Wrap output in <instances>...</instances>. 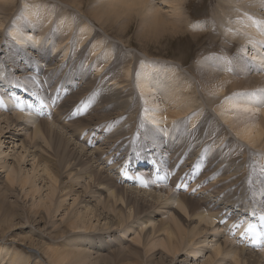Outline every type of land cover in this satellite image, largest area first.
I'll return each mask as SVG.
<instances>
[{
	"label": "rangeland",
	"instance_id": "obj_1",
	"mask_svg": "<svg viewBox=\"0 0 264 264\" xmlns=\"http://www.w3.org/2000/svg\"><path fill=\"white\" fill-rule=\"evenodd\" d=\"M12 1L11 0H8V1L0 0L1 2L0 4L9 3V4L14 5L16 8L15 9L13 7L12 11L10 10L6 12V14L10 13L9 15L8 14L6 15L5 13H0V21H2L0 22V25H2L0 26V34L2 33L0 35V40H2V42H0V56H1L0 58H3V59H0V61H4V62H0V83H2L1 87L3 88V87L10 85L11 83L16 82L18 83L17 85H22V87L27 86L31 89H36V86H38L39 84L37 88L40 91H43L44 86H47V91H46L47 95H44V96L49 102L52 101L50 100V97L52 95L53 97L60 98V94H58L57 90L61 92L62 99H61L60 104L56 106L55 110L54 108H49L50 109L49 112L51 116L50 117L47 116V117L51 118V120H47L46 118H43L45 119L44 123H43V119H41L42 123L40 121L42 132H44L43 135H46L44 137L46 138V140L50 138L47 141L49 146H44L46 144V140L42 136L37 141V146L39 148L35 149V147H37L36 145L33 148V142H31L32 140L31 134L33 132V129L32 130L29 129L26 131V130H21L20 128H15L13 130V133H15L16 136L18 135L17 136L18 138H16V140L12 142L5 140L3 136H0V187L8 184L10 190H8V188L4 189L6 190L4 192L7 193V194H4L5 198L10 197V199L8 200L12 202L11 204L16 207L10 217H13L14 215H16V218L14 217L13 220L16 225L19 224L17 227L18 228L17 230L11 231L9 233L7 232L8 235L10 236L8 239L9 242L7 245L11 246V249H6L3 252L0 250V264H7L11 256L17 257L15 253L21 254V257L19 258V260L24 263L27 262V259L29 257L36 255L37 257H40V258H38V260H34V259L30 260L31 261L30 264L38 263L37 261H39V259H40V262H42V264H51L50 260L48 259V256L44 255V249L47 246L44 242H47L48 245L53 246L52 248L56 250L57 248L66 249L67 247H69L68 242L72 240V238L79 237V236H82L83 240L85 239L87 240L83 248L84 249L87 248L88 249L87 251L92 252V253H89L90 255H93L90 257V260L95 258L93 259L94 262L93 260L91 261L92 263L89 261L90 264H93V263L94 264H97V263L107 264L108 262H109L108 264H229V260L227 259L225 260V262H223L224 257L221 258V256H219V257L212 258L214 256L213 254L214 248L217 247V245H219L215 241L220 240V242H225L226 239H230L229 236H226L223 234L224 233L223 230L230 228V227L224 228L225 224H224V227L222 226L219 230L214 231L215 233L208 234L207 229L206 228L203 229V227L201 230H198L201 233V236L198 240L201 241V240H204L205 237H208L209 242L207 244L197 245L193 241H189V242L186 241L184 244L183 250L177 253L176 255L170 253L169 250L165 248L164 245H166L167 247V244H166L167 242H165L167 238V232H165L164 230L168 229L169 227H170L169 230L172 229V227H173V230H176L174 221H175V218H177V216L174 214V212L171 209L163 210L162 208L161 209L158 208L159 204L162 203V200L165 202L168 199V194H166L167 190L165 191L166 193L164 191L161 192V190L160 191L156 190V187H159L160 185L153 186V188H148V190L151 192L150 194L148 193L149 191L147 192L146 190L145 192V191L134 189V187L140 188L142 190L145 189V188H141L137 186V184H130V186L120 185L118 184V181H117L115 184L117 185V187L119 186L118 188L120 190V193L122 194V197H124L123 200L125 204L120 202L118 207H116V209L112 206V204H110V207L108 206V208H106L107 211L109 210L107 212L104 207L106 203L105 193L102 194L101 196L99 193H97L98 191L96 190V188H94V191L93 189L91 190L90 189L91 187H89V184L91 183V179H92V182L94 183L95 176L102 175V177H105L108 174H110V176L112 177L113 174L115 173V172L114 173L112 172V169L115 171L119 170V167L121 166L120 163L123 161V158H126V157L128 158L129 156H132L131 149L133 147H135L139 151V152H136L135 155H139L144 151L145 156H148L145 150H147V148L152 147L151 153L149 151V157L153 160L156 159L159 163L157 161L155 162L160 164L166 172H169L168 175L176 170L177 174L180 173L175 178L177 181L181 177H183L186 180L192 181L191 171L194 170L196 166L201 169L203 168V164L202 163L198 164L197 162L199 157L202 155V151L198 148L197 149L191 148L188 145V142H189L188 135L184 134L183 136L178 137L177 131L181 127L188 129V131L191 130L197 125L195 123L197 122V120H200V122H203V120L207 118V114H209L214 117L215 119L214 121H216L214 123L218 122L217 123L218 125L221 124L220 126L224 128V130L226 131L228 135L227 138L229 140L232 139L230 141H233L236 139L235 140L236 142L242 143L244 145L243 149L245 151V154H244L245 156L242 155L238 157L239 159L237 160L231 159L233 165L231 167H228L227 171H225V169L227 168L226 166V168L223 169L224 171L221 170L219 174H213L215 176L213 175L211 176V174H207V172L202 169L201 174L199 175V177H197L198 179L195 177L197 179L196 181L199 182L198 187L200 186L201 184L200 182L202 180H207L203 186L217 185L219 184L220 181L225 180V181H229L224 184L227 188L236 189L239 187L238 183H244L246 180L245 175L243 174L242 170L244 171L246 169V166L251 168V165H252L253 168L258 166V170H253V173L250 174V177L248 178L247 182L248 183L254 182L253 184L256 187L255 188L256 195H259V194L262 195V193L264 194V181H262V176L264 174V164H263L264 162V148H263L264 138L261 141L259 140L260 142L255 144L254 146L240 139V137L238 136V131L236 130V128H238V124L240 123L245 124L246 122V124H254V123H259L260 121H264L263 116L261 115L262 112L256 111V112H252V114H249L251 112H247V111L243 112L244 109L242 110L241 107L240 108L237 107L239 106L238 104H240V100L246 101V103H251V102H248L247 99L243 98L242 96L244 95L254 96L257 94L263 98L262 101L254 100L252 101L251 104L252 105L260 104L259 108H261V111L264 110L262 109L264 108V82H260L262 83V85H256V84L254 85V83L251 81H250V84H248V82L247 83L241 82V81L249 80L251 78H254L256 80L264 78V38H263L264 37V18H263L264 14H262V20H260L262 22H259L260 28L263 27L262 28V31H263L262 38L263 39L262 41L260 40L252 41L251 40L252 42L249 43L250 46L248 47V46H245L246 42H243L244 40H241L239 38L238 40L231 39L235 35L241 38L244 36L243 34L245 33L242 30L238 29L235 23L237 21L236 20L237 17H239L240 15H237V14L234 15V14L227 13V8H233L232 11L241 12L242 11V9H240L241 5L243 4L245 6V3H246V2L242 3V1L241 2L239 1L240 3H238V5L240 4L239 5L240 8H239L235 5H232L231 7L230 6L231 0H222V2L221 0H186V1L180 0L182 9L180 10L177 7V9L175 10L174 5L175 6L177 5L176 1H174L175 3L174 5H168L166 2H161V0H156V2L160 6H162L160 8L165 9L164 15L162 14V17H161V19L163 18L162 19L163 22L171 24V22H173L171 19L173 18L172 16H174V12H178L181 14L184 13L183 18H186V21H188L185 24L179 23L182 25V27H179V28L184 30L181 34H173L171 36H169L170 32H168L167 30H163L164 34L161 33L160 31L159 32L156 31L154 34L147 35L146 32L145 33L142 32L143 29L140 30V18L137 17V13H136L137 9L135 8V11H134V8L131 10L129 8L128 9L129 11H128L127 7L123 8L121 6H120L121 9H119L120 7L117 8L121 11L116 9L115 10L116 14L113 13L114 11H112V13L114 14V16L120 17L119 18L120 20H122V18L125 19L123 21L119 20L120 22L124 23V24L121 23V28L123 27L124 30L121 28L118 29L117 28L118 24L115 23L113 25L111 21H108L109 24L107 22V25L110 28L106 27L107 25L106 26L104 25L105 29H103L101 27L100 22H97L96 20H94V18L89 16V14L91 12L93 13V16H95L96 12H93V11L95 9H99L97 8V6H99V4L101 3L103 4V1L105 0H92L93 3L86 2L85 7H84V12L79 11L78 9L75 10L76 8L73 7L74 5H71V2H72L71 0H25V1L24 0H12ZM76 1L78 3H82V2L85 3V0H76ZM118 1L119 0H114V3ZM95 4H96V8L94 9ZM243 5H242V8H244L243 13H245V7H243ZM36 7H41V8L45 7L44 9L45 11H47L48 14L53 13L52 17L48 19V16L45 17V15H43V17L41 18V15H38L40 14V11H38L36 12L34 16L38 15L37 19L40 20V23L39 21L38 22L36 21L35 23V19H28L26 17V15L28 14L27 13L28 9L36 8ZM259 10L262 11V13H264V5H262V7L260 6L258 9L255 8L254 11H259ZM121 13L125 14V18L123 16L124 14H122L123 17L120 16ZM117 14H119V16ZM253 16H255L256 18V15H253ZM68 19L69 21H72L71 22L72 24L70 27L68 25ZM3 20H5V22ZM196 22H201L202 25L199 28L193 29L192 27L194 25H192V23H196ZM110 23H111V26H110ZM174 23L175 22H173V24ZM49 24H50V27H49ZM85 25H87L88 28ZM213 25L216 27L215 30H218V31H215L214 34H212L213 31L212 29H210V26H213ZM20 26H23L24 28L20 29L19 28ZM82 27H86L84 28L85 32L86 33L88 32L86 36L79 34V30ZM124 27L125 28L128 27L126 28L127 30ZM89 28L91 30H89ZM12 30H14L16 33L11 32ZM45 31L48 34H45L44 33ZM228 31L229 33L234 31L232 32L233 37L230 38L232 34H230V36L226 34ZM166 32L168 33L167 35H166ZM142 33H144L143 34L144 36L142 35ZM144 37H146L147 39H145ZM17 38L22 41L18 42ZM150 38L151 40L149 41L148 39ZM148 42H149V45H148ZM33 46H36V47H33ZM24 56H26V58L27 57L29 58L25 60L23 58ZM223 56H226L225 65L229 66V69L226 72H224L221 69L222 67L221 63L223 60ZM28 59L30 61H28ZM209 61L212 63H218L220 66L219 69L220 71L223 72V75L229 76V77L231 76V79H233V82L239 85L238 88H233L231 90L232 92L230 95L232 96L229 95L230 98L234 100V103L235 104L237 103V106L235 105L233 107L231 106L232 105L231 104L228 107L224 104L225 101L229 103V100H230V98L226 97V93H228L229 91H226L225 88H224L225 94L221 93V94L215 95L207 91L206 87L209 86L208 88H210L211 86L212 87L218 86L219 83H222L221 79H224V78H218V79L212 78V80H208V78L210 77L209 74L214 73V71H217L216 69L218 68H211L212 70L208 72V74L202 73L194 69L195 65L201 64V65L207 66V64L210 63ZM238 61H239V65L242 64L245 71L240 72V69L237 65ZM209 65H211V63ZM153 67H155L154 70H156L157 72L161 68H163L165 70V72L164 70L163 72L167 76H170V77L172 76V78H169L168 80H166L170 83L164 81V79H161V82L164 81L165 83H168L167 85H165L167 88V91L164 89L162 91L163 93L168 92V94L166 95L162 94L161 91H157L155 89L156 93H154L152 97L154 101H158L157 105L155 104L156 107H154L155 105H153L152 107L148 105L146 101V97L144 96V94L140 95L138 93L137 86L135 85L136 77H137L136 73L141 72L140 70H142V68L143 70H147ZM170 67L171 69H173V71L166 70V69H169ZM99 68L102 69L101 72H99ZM174 69L176 71H174ZM127 72L129 73L127 74ZM117 75H118V80L120 82L117 80H113L114 77ZM34 76H36L40 80L41 83H37V85L34 82L32 83V79L34 78ZM173 76L175 78H173ZM247 77L248 79H246ZM155 80L158 81L159 79L158 80L155 79ZM149 81H151V79H149ZM120 84L122 85L124 84L123 86L124 88L121 87L122 85ZM125 84L126 85L128 84V85L125 86ZM203 86H206V87L203 88ZM130 88L132 92H134L132 95L129 94ZM14 89L15 88H13L12 91H15ZM151 89H154V88H151ZM170 89L171 91H169ZM175 89L178 91V93L175 92L176 91ZM159 92L162 95H160ZM32 93H35V92H32ZM118 93L120 94L118 95ZM35 94L38 95V93H35ZM178 94L179 96H177ZM6 95L7 94H4L2 96V93H0L1 98L6 97ZM121 95L123 98L121 97ZM38 96L43 99L41 95H38ZM115 96L117 99H115ZM162 96L164 97L167 96V98L166 99L162 98ZM177 97H178V100H177L178 104L176 103V105H182V107L184 108L182 109V107H180L182 109L180 111L183 113L185 112V114L184 116H180L179 119H175V120L172 119L174 121H171L169 119L167 120L166 115L168 111L169 110L171 111L170 108H174L176 106L174 102L172 101L168 102L169 100L167 101V99H170V98L177 99ZM46 99H43V100L46 102ZM131 99H132V102H131ZM137 100H138V103H137ZM98 101L99 103H101V106H102V110L100 113H98L95 110V107ZM128 103H130L129 106L127 105ZM167 104L169 105L168 107H167ZM52 106H55L53 102H52ZM157 107H158V110H160L159 112H157ZM235 107L239 108L240 110L238 109L236 110ZM83 108H84V111H83ZM145 108L146 110H144ZM223 108H226L227 113H229V114L226 113L228 116L226 115L225 118L227 119L230 118L231 122L229 119H228L229 122L227 119L223 120L222 112L220 111ZM234 108L236 112H234L235 111ZM6 110L7 108L4 111H1L3 115L5 112H7ZM152 110H156V111H152ZM82 111H83V114H82ZM136 111H137V114H136ZM78 112H79V115H76ZM144 112H145L144 116L146 115L147 117L146 120H145V117L143 118L142 116ZM245 112H247V114H245ZM229 115L233 116V118L230 117ZM237 115L241 116L244 119L241 120V117ZM244 115L246 116L248 115V117L245 118ZM234 116L235 118L236 117L237 118L235 119ZM5 117L6 116H2L0 118V120L3 118V120L0 121L1 123L0 130L7 127L6 121L4 119ZM99 117L102 118L101 121L95 120L94 124H91V125L88 124L90 123L91 119H97ZM254 119H257V121L256 120L254 121ZM143 120H145L146 122L148 120L147 124L149 125L150 128H147V124L146 126L143 124L144 123ZM233 122L234 123L236 122V123L233 125ZM169 123H171V125H169ZM45 124L50 125V127L53 129L52 131H54L55 129L56 134H59L61 137L62 135L64 136L65 132H67L64 138L66 139V141H69V142L71 141L69 143L70 144L69 150L70 148L71 150L70 152L68 150L67 154L71 158V160H73L74 162L72 163V165L76 164L74 165V167L73 166L71 167L70 165V167H68L67 169L64 163L61 165L62 163L61 155L65 157L67 156V154L64 153L62 149H61L62 151H59L58 149H56V146H53L54 142H56L54 141V136H53L54 133L52 131L46 130L47 127L45 126L43 127V125ZM162 124L166 125V127L168 126L170 127L169 133L163 134L162 135L163 138L157 137L156 139H153L152 137L153 133L159 130L163 131L160 128V125ZM79 125L81 126L79 127ZM20 126H23V124H21ZM153 129L155 130L152 131ZM10 130L11 129H8V131ZM91 130H96L95 133H98L100 136L105 135L104 136L105 138L102 137L100 140H98L99 142H96L95 140L96 134L94 133L89 138L90 140L93 139L92 143L91 141L89 142L88 140L87 144H85L81 140L79 141V139H77L78 134L80 132L83 133L81 134L80 139L81 137L82 139H84V136L86 135L85 133L86 132L90 133ZM91 132H94V131H91ZM159 133L160 135L162 134V132H159ZM151 138L157 141H152ZM175 138L177 140L173 141ZM51 140L53 141L50 142ZM226 140L221 141L218 144H215V146H212L210 150L211 151L219 150L221 151V154L225 153L223 156H225V159H228V157L230 156V153L232 151L235 152L237 147L233 145L228 146ZM150 142H151V145H146L145 147V143L150 144ZM76 144L78 146H76ZM25 146L26 148L28 147V149H30L32 152L36 151L35 153H37L38 157L34 159L29 157L31 151L30 150L27 151L26 149H24ZM81 146L84 148V151L82 153H86L88 151L87 153L89 157H91L93 153H96L98 151H101L100 152V156H101V153L102 154L104 152L108 153L111 149L112 151L111 156L113 157L117 156V160L116 159L115 160L119 162L113 165L114 161L112 162L113 159H110V162H107L106 165H101L100 163L92 164L89 161L87 162L83 161L84 166H83V163L81 166H78L77 163H75L73 157L76 156L75 153L77 151L81 152V150H83ZM237 146L239 147L240 144H237ZM155 151H159L161 153V156H156ZM60 152L61 154H59ZM210 152L207 154V156L209 157L211 156ZM70 153H72L74 156L69 155ZM109 155L110 154L104 157V159L106 160ZM247 155H249L251 158ZM19 156L20 157L22 156L24 158L23 162H21V167H22L21 172H22L23 177L30 176L31 177L30 181H32L33 177L35 176L36 178H34V182L37 186L35 184L34 185L29 184L30 181L28 182V186L22 185L24 187H22L21 184L18 182H14V184H12L7 181L8 180L7 178L10 175L11 169H8L5 167L3 168L2 165H4V163L6 162L9 165L13 166V164L16 163V160L18 164L20 160ZM246 156L247 158L245 159ZM93 159L94 158H91V160ZM253 160L257 163L253 162ZM168 161L171 162V166L170 167L168 166L169 168L166 169L165 165ZM37 163L44 164L45 166H48L50 169L53 168L55 175L57 172L60 173V176L59 174H57V177L59 176L58 177L59 181L57 180L58 184L53 183L55 186L57 185L56 186L57 189L58 187L59 188L65 187L66 189H69L70 185L74 188V185H75V188H76V189L74 188L76 190L75 196H72L66 199L62 198L63 200H61V197L64 196L66 192L59 193L60 192L59 191L58 193L54 195L53 201L49 200L48 197L51 194L50 191H51L52 183L50 179L46 177L47 175L43 173L42 168L39 169L40 176H38V174H35L34 171L31 170L33 167V164L34 165L36 164L35 166H37ZM255 164L257 165L255 166ZM64 166L66 169H64ZM111 166H112V169H111ZM161 166H160V169H161ZM60 167L62 168V170L64 169L63 171L65 172H62ZM176 168H180V169H176ZM82 169L86 170L84 171V173H82L84 174V178L79 179V181L74 180L76 173L78 174V172L81 171ZM101 169L104 175L102 174ZM239 169H241L240 170L241 174L240 172H238ZM66 170L71 171V172H68ZM88 172L92 174L91 179L88 178ZM150 172L151 170L142 171L141 173L143 175L148 176ZM162 172L166 173L164 171H161V174H163ZM97 173L100 175H98ZM154 180L155 179H153V182ZM176 180H172L174 186L176 184L175 182ZM170 183L167 185L165 184L164 187L171 189ZM205 188H208V186ZM34 189L38 190V191H35L37 193L34 192ZM121 189H123L124 191L123 190L121 191ZM220 189L223 190V188H220ZM113 190L116 191L117 189L114 188ZM130 190L136 193L137 191L141 192L140 194H138L139 193L138 192L137 193L138 195L136 194L133 196V197H138L140 195V197H138L140 199L132 197L133 200L127 201V199L129 198L128 195L133 194ZM214 190H216V188H214ZM126 191L128 192L126 193ZM171 191L174 194L178 195L179 197L186 196L187 198L189 197L192 198L196 204L198 203L197 202L198 199H200V196H197L195 194L196 191L197 193L199 191V190H196V188L191 191L189 190V192H187L186 190L185 193L184 192L176 193L174 190H171ZM226 191H227V194L231 193V191H229L228 189ZM85 192L86 194L88 193V195H86V198H85ZM152 192H155L156 194ZM158 192L159 193L161 192V193L159 194ZM93 193L95 194L97 193L99 194V196L97 195L94 196ZM208 194L210 193L208 192L206 195ZM106 195H108V193H106ZM147 195H148V199H147ZM151 195L155 201L153 200V198L151 199ZM157 196H159L158 199H157ZM141 197L145 200H142ZM81 199L90 201V203L88 202L87 204L81 205L80 204ZM135 199L137 202L136 201L134 202ZM63 201H65V203ZM156 201L157 202L159 201L160 203L159 202L157 203ZM52 202L54 203V206ZM60 203L62 204L60 205ZM139 203H146L149 206V209L148 207L145 206L146 210L148 209V212L156 210L155 214L151 215L155 217V219L153 218L152 222L146 223L147 217L144 220H141L144 218V216H141L140 220H138L136 223H133V221H131L135 218L137 211H139V208H140V206L138 205ZM101 204L103 206H101ZM84 205H88V206H84ZM111 206L113 208L112 211H110L112 209ZM119 206H121L122 209L121 207L119 209ZM2 207L4 208L5 206L3 205ZM89 207L90 209L92 208L93 211L92 210L91 211L95 215L97 212L99 213V215H101V218L103 219L100 220L99 218L94 217L95 215L93 213L92 215L91 212H89L90 219L89 218L85 219L82 228L74 230L70 228L68 225L65 226L67 222L66 218L67 217L69 218V214L71 217V215L76 211L78 213L79 212L85 213L86 211L89 210ZM6 209L7 208L5 207L4 209L0 210V218H4L8 220L10 217H6ZM123 210H125V212ZM118 211L120 214L118 213ZM121 211L124 213H122ZM36 212H40V213H38V215H35ZM121 213L122 215L126 213L125 214L126 216L123 215L124 217H121L122 216ZM128 214L132 215L130 219H128V216H129ZM74 217H75V214H74ZM125 217L128 220H126ZM172 217L174 218V220L172 219ZM116 218L118 219L116 220ZM31 219L33 220L34 223L31 222ZM40 220L43 223L40 222L39 224ZM118 220L119 221L121 220L120 222L122 223L123 221H126L130 225L127 226L126 222H124L123 224L122 223L119 224L117 223ZM19 221H21L22 223ZM29 223H32V224H29ZM184 223H185V226L188 228L191 227V229H193L194 227H196V224L194 222H192L193 224L192 226L190 225V227H189L188 222L184 221ZM184 223L183 221H181L182 227ZM23 224L25 225L24 227L22 226ZM132 224H133V227L130 230H127L128 229L127 227L132 226ZM61 225H64L65 228L61 227ZM109 225L111 226V228H109L110 227ZM216 225L217 223L214 224V226ZM56 227L64 228L63 229L64 231L67 228L66 230L67 232L66 231L65 232L68 233L70 231L71 233L69 232L63 238H61L59 235V237H55L56 240L52 237L50 238L49 234L52 232L53 229L56 230L57 229ZM110 229H111V232H110ZM185 231L188 233V231H191V230L187 229ZM13 234L14 236H12ZM31 234H33L34 238L38 239V241H35V243H33L34 245L32 246H30L29 243H26V242L22 243L21 240L24 239L26 235L28 237H31L32 236ZM38 236H40L41 238H37ZM2 239H4V237L0 233V244H1ZM97 254L99 255L96 256Z\"/></svg>",
	"mask_w": 264,
	"mask_h": 264
},
{
	"label": "bare ground",
	"instance_id": "obj_2",
	"mask_svg": "<svg viewBox=\"0 0 264 264\" xmlns=\"http://www.w3.org/2000/svg\"><path fill=\"white\" fill-rule=\"evenodd\" d=\"M4 1V0H3ZM6 1H8V0H6ZM12 1V0H11ZM25 1V0H24ZM72 2H71V5H74L73 7H75L76 9L75 10H79V11H83L84 12V7H85V4H86V2H92V0H85V3H78L76 0H71ZM174 1H176L177 2V5L175 6L174 4ZM182 1H184V0H182ZM186 1V0H185ZM242 1V3L243 2H246L245 3V6L243 5V7H245V13H243V10H244V8H242V5H241V8H240V4L238 5V3H240V2ZM13 2V1H12ZM161 2H166L168 5H174V7H175V10L177 9V7L181 10L182 9V7H181V4H180V0H161ZM221 2H222V0H221ZM1 3V2H0ZM4 3V2H3ZM6 3V2H5ZM93 3V2H92ZM15 4V3H14ZM23 4H24V2H23ZM22 4V5H23ZM70 4V3H69ZM99 4V3H98ZM37 5V4H36ZM92 5V4H91ZM221 5V4H220ZM229 5V4H228ZM232 5H235V6H237V7H239L240 9H242V11L241 12H235V11H232V9L233 8H227V13H229V14H237V15H240L239 17H237V21L235 22L236 23V26L238 27V29H240V30H242L245 34H243L244 36L243 37H239V36H237V35H235L234 37H233V34H232V32H234V31H232L231 33H229V31L226 33L228 36H230V34H232V36H230V38L231 37H233V38H231L232 40H234V39H237L238 40V38L239 39H241V40H244L243 42H246L245 43V46H250L249 45V43L250 42H252V41H256V40H260V41H262V39L264 38L263 36H262V28H260V26H259V22H262V21H260V20H262V14H264V13H262V11H254L255 10V8H259L260 6L262 7V5H264V0L262 1V0H231V3H230V6L232 7ZM68 6V5H67ZM127 7V10L130 8V10L131 9H133L134 8V11H135V8L137 9L136 10V13H137V17H139L140 18V30H142L143 29V31L142 32H146L147 33V35H151V34H154L156 31L157 32H161V33H163L164 34V32H163V30H167L168 32H170V34H169V36H171V35H173V34H181L184 30H182V29H180L179 27H182V23H187L188 21H186V18H183L184 17V13L183 14H181V13H178V12H174V16H172L173 18L171 19L173 22H175L174 24H173V22H171V24L170 23H166V22H163L162 21V19H161V17H162V14L164 15V8H160V7H162V6H160L157 2H156V0H119L118 2H116V3H114V0H105V1H103V4L101 3V4H99V6H97V8H99V9H95L96 8V4L94 5V11L93 12H96V14H95V16H93V13H91L90 11V14H89V16H91V17H93L94 18V20H96L97 22H100V24H101V27L103 28V29H105V26L107 25V22L108 21H111V23H113V25L115 24V23H117L118 24V29H120L121 28V23L122 22H120V21H123V20H125V19H123L122 18V20H120L119 18L120 17H117V16H114V14L113 13H115L116 14V12H115V10L117 9V8H119V7ZM182 6H183V4H182ZM13 7L15 8V6L14 5H12V4H9V3H6V4H0V13H5L6 14V12H8V11H12V9H13ZM70 7V6H69ZM92 7V6H91ZM121 7L119 8V9H121ZM45 7H43V8H41V7H36V8H31V9H28V11H27V15H26V17L28 18V19H35V23H36V21L38 22L39 21V23H40V20L39 19H37V16L38 15H41V18L43 17V15H45V17H47L48 16V19L49 18H51L52 17V15H53V13L52 14H48L47 13V11H45V9H44ZM89 8V7H88ZM16 9V8H15ZM14 9V10H15ZM71 9H72V7H71ZM91 9V8H90ZM119 9H117V10H119ZM179 10V11H180ZM237 10V9H236ZM38 11H40V14H38L37 16H34L35 14H36V12H38ZM112 11H114L113 13H112ZM119 11H121V10H119ZM124 11V10H123ZM129 11V10H128ZM14 12V11H13ZM86 12V11H85ZM125 12V11H124ZM132 12H133V10H132ZM163 12V13H162ZM182 12V11H181ZM126 13V12H125ZM130 13V12H129ZM253 15H256V18H255V16H253ZM8 14V13H7ZM6 14V15H7ZM10 14V13H9ZM8 14V15H9ZM122 14H124V13H121L120 14V16L121 17H123L124 16V18H125V14L122 16ZM4 15V14H3ZM12 15V14H11ZM100 15V16H99ZM118 16H119V14H117ZM236 15V16H237ZM258 15V16H257ZM228 17V16H227ZM264 18V17H263ZM228 19V18H227ZM22 20V19H21ZM120 20V21H119ZM129 20V19H128ZM230 20V19H229ZM4 22H5V20H3ZM119 21V22H118ZM0 22H2V21H0ZM3 22V23H4ZM32 22V21H31ZM34 22V21H33ZM72 21H69V19H68V25H69V27L71 26V23ZM126 22V21H125ZM258 22V23H257ZM7 23V22H6ZM38 23V24H39ZM111 23H110V26H111ZM179 23H181V24H179ZM83 24V23H82ZM86 24V23H85ZM108 24H109V22H108ZM122 24H124V23H122ZM127 24V23H126ZM105 25V26H104ZM192 25H194L192 28L193 29H195V28H199L202 24H201V22H196V23H192ZM191 25V26H192ZM216 25V24H215ZM0 26H2V25H0ZM84 26V25H83ZM86 27H87V25H85ZM88 26H90V25H88ZM120 26V27H119ZM124 26V25H123ZM234 26H235V24H234ZM49 27H50V24H49ZM86 27H82L80 30H79V34L80 35H83V36H86V34H88V32L86 33L85 32V30H84V28H86ZM106 27H109L108 25L106 26ZM7 28V27H6ZM20 29H22V28H24L23 26H20L19 27ZM80 28V27H79ZM88 28V27H87ZM92 28V27H91ZM110 28V27H109ZM115 28V27H114ZM125 28V27H124ZM126 28H128V27H126ZM125 28V29H126ZM107 29V28H106ZM121 29H123V27L121 28ZM210 29H212V31H213V33L212 34H214V32L215 31H218V30H215L216 29V27L213 25V26H210ZM49 30V29H48ZM89 30H91L90 28H89ZM117 30V29H116ZM124 30V29H123ZM127 30V29H126ZM19 31V30H18ZM11 32H13V33H16L14 30H12ZM104 32V31H103ZM140 32V31H139ZM45 34H48L46 31L44 32ZM53 33V32H52ZM105 33V32H104ZM125 33V32H124ZM144 33H142V35L144 34ZM184 33H186V32H184ZM236 33H237V31H236ZM2 34V33H1ZM0 34V35H1ZM99 34V33H98ZM141 34V33H140ZM139 34V35H140ZM168 33L166 32V35H167ZM91 35V34H90ZM96 35H97V33H96ZM165 35V36H166ZM217 35V34H216ZM144 36V35H143ZM153 36V35H152ZM157 36V35H156ZM159 36V35H158ZM215 36V35H214ZM241 36V35H240ZM140 37H142V36H140ZM263 37V38H262ZM97 38V37H96ZM119 38V37H118ZM145 39H147L146 37H144ZM170 38V37H169ZM38 39V38H37ZM98 39V38H97ZM141 39V38H140ZM153 39V38H152ZM17 40H18V42H21L22 40H20V39H18L17 38ZM50 40V39H49ZM149 41L151 40V38L150 39H148ZM252 40V41H251ZM144 41V40H143ZM157 41V40H156ZM236 41V40H235ZM0 42H2V40H0ZM159 42V41H158ZM153 43H155V42H153ZM116 44V43H115ZM217 44V43H216ZM30 45V44H29ZM100 45V44H99ZM148 45H149V42H148ZM156 45V44H155ZM101 46V45H100ZM112 46V45H111ZM244 46V47H245ZM33 47H36V46H33ZM45 48V47H44ZM97 48H99V47H97ZM243 50H244V48H243ZM243 50H241V51H243ZM17 52V51H16ZM1 57V56H0ZM240 57V56H239ZM25 60L27 59V58H29V57H27L26 58V56H24L23 57ZM0 59H3V58H0ZM225 59H226V56H223V60H222V63H221V66L223 67H221V69L224 71V72H226V71H228V69H229V66H226L225 65V63H226V61H225ZM149 60V59H148ZM151 60V59H150ZM28 61H30L29 59H28ZM0 62H4V61H0ZM129 62V61H128ZM150 62V61H149ZM210 62V61H209ZM211 63V65H209ZM210 63H208L207 64V66H205V65H195L194 66V69L195 70H198V71H200V72H202V73H205V74H208V72H210L212 69L211 68H220V66H219V64L218 63H212V62H210ZM213 64V65H212ZM121 65V64H120ZM237 65H238V67H239V69H240V72H242V71H245V69L243 68V66H242V64H240L239 65V61H238V63H237ZM167 66V65H166ZM96 67V66H95ZM156 67V66H155ZM155 67H153V68H150V69H147V70H143V68H142V70H140L141 72H138V73H136V75H137V77H136V82H135V85L137 86V90H138V93L140 94V95H142V94H144V96L146 97V101H147V103H148V105L149 106H153V105H157V102L158 101H154L153 100V97H152V95L154 94V93H156L155 91L157 90V91H161V93L162 94H168V92H162L163 91V89L164 90H166L167 91V88H166V86L165 85H167L168 83H170V82H168V81H166V80H168L169 78H172V76L170 77V76H167L164 72H165V70L163 69V68H161L158 72L156 71V70H154V68ZM177 67V66H176ZM117 68V67H116ZM120 68V67H119ZM157 68V67H156ZM118 69V68H117ZM218 69H216L217 71H214V73H211V74H209V78H208V80H212V78H224V79H221V81H222V83H219L218 84V86H214V87H210V88H208V87H206V86H203V88L204 87H206V89H207V91H209L211 94H223L224 93V90L226 89V91H229L228 93H226V97L227 98H230V96H232V95H230L231 94V90L233 89V88H238V86L239 85H237V83L235 84L234 82H233V79H231V76L229 77V76H225V75H223V72L222 71H220V69L218 70ZM101 70L102 69H100L99 68V72H101ZM121 70V69H120ZM126 70H128V69H126ZM162 70V71H161ZM163 70H164V72H163ZM166 70H171V71H173V69H171V67L169 68V69H166ZM170 71V72H171ZM174 71H176L175 69H174ZM213 72V71H212ZM119 73H121V72H119ZM129 72H127V74H128ZM169 73V72H168ZM172 74H173V72H172ZM171 74V75H172ZM178 74V73H177ZM129 76V75H128ZM175 76V75H174ZM173 76V78H175ZM225 76V77H224ZM121 77V76H120ZM119 77V78H120ZM177 77V76H176ZM260 77V76H259ZM122 78V77H121ZM261 78V77H260ZM149 79H151V81H149ZM155 79H159L158 81H156ZM161 79H164V81H166V82H168V83H165L164 81L163 82H161ZM179 79V78H178ZM246 79H248V77L246 78ZM245 79V80H246ZM257 79H259V78H257ZM113 80H117V81H119L118 80V75L117 76H115L114 77V79ZM172 80H174V79H172ZM17 81V80H16ZM121 81H122V79H121ZM178 81V80H177ZM177 81H176V83H177ZM250 81L251 82H253L254 83V85L256 84V85H262V83H260V82H264V78H262V79H259V80H256V79H254V78H251V79H249V80H246V81H241V82H248V84H250ZM259 81V82H258ZM35 83L36 85H37V83H41L40 82V80L36 77V76H34V78L32 79V83ZM120 82V81H119ZM132 82V81H131ZM233 82V83H232ZM256 82V83H255ZM15 83V84H14ZM14 83H11L10 85H8V86H6V87H1V84L2 83H0V93H2V96L4 95V94H7L6 95V97H3L2 98V100L5 102V104L3 105V107H0V114H2V115H0V118L2 117V116H6L4 119H5V121H6V125H7V127H5L4 129H1L0 130V136H3V138L5 139V140H8L9 142H12V141H15L16 140V138H18L16 135H15V133H13V130L15 129V128H20L21 130H29V129H33V132H32V140H31V142H33V148L35 147V145L37 146V141H38V139L40 138V137H44V136H46V135H43L44 134V132H42V129H41V123H42V121H41V119H43V118H46L47 120H51V118H48L47 116H51V115H47V113H44V115L42 116V117H38V116H36V115H34V114H32L29 110H28V108L27 107H24L23 109H19L18 107H17V104H16V102L15 101H13L12 99L14 98V96L15 95H18L19 96V98H20V100H18V101H21L22 100V98H26V99H29V98H33V101H34V99L35 100H38V102L39 103H41V104H47V107L48 108H51L52 107V102H53V104H55V107H54V110L56 109V106L57 105H59L60 104V102H61V99H62V94H61V92H59L58 90H57V92H58V94H60V98H58V97H53V95L50 97V100H52L51 102H49L47 99H46V97L44 96V95H47L46 94V91H47V86H44V92L43 91H40L37 87L39 86V84H38V86H36V89H38V90H36V89H31V88H29V87H27V86H23L22 87V85H17L18 83H16V82H14ZM122 83H124V82H122ZM172 83V82H171ZM14 84V85H13ZM129 84V83H128ZM127 84V85H128ZM13 85V86H12ZM120 85H122V84H120ZM126 84H125V86H127ZM131 85V84H130ZM176 85V84H175ZM181 85V84H180ZM124 86V84L121 86V87H123ZM174 86V85H173ZM120 87V88H121ZM168 87V86H167ZM177 87H179V86H177ZM261 87V86H260ZM13 88H15L14 90L15 91H12V89ZM119 88V89H120ZM124 88V87H123ZM128 88V87H127ZM151 88H154V89H151ZM160 88H162V89H160ZM225 88V89H224ZM258 88V87H257ZM156 89V90H155ZM180 89V88H179ZM5 90V91H4ZM122 90V89H121ZM124 90V89H123ZM176 90V89H175ZM2 91H4V92H2ZM24 91L27 93V94H24ZM118 91V90H117ZM130 92H129V94L130 95H132L134 92H132V90H131V88H130V90H129ZM169 91H171V89L169 90ZM182 91V90H181ZM206 91V90H205ZM30 92H35V93H38V95H41V97H43V99H46V102L45 101H43L41 98H37V97H39L38 95H36V94H34V93H30ZM119 92H121V91H119ZM176 93H178V91L176 90L175 91ZM248 92V91H247ZM252 92V91H251ZM259 92V91H258ZM160 93V92H159ZM160 93V95H162ZM200 93V92H199ZM117 94V93H116ZM120 93H118V95H119ZM122 94V93H121ZM225 94V93H224ZM233 94V93H232ZM127 95V94H126ZM126 95H125V97H126ZM174 95V94H173ZM181 95V94H180ZM210 95V94H209ZM214 95V96H215ZM230 95V96H229ZM176 96V95H175ZM177 96H179V94L177 95ZM208 96V95H207ZM213 96V95H212ZM229 96V97H228ZM121 97H122V95H121ZM150 97V98H149ZM235 97V96H234ZM243 98H246L247 99V101L248 102H251L252 103V101H254V100H260V101H262V97H260V95H254V96H248V95H244V96H242ZM123 98V97H122ZM137 98H138V96H137ZM140 98V97H139ZM162 98H167V96H162ZM181 98H182V96H181ZM205 98V97H204ZM214 98V97H213ZM225 98V97H224ZM252 98V99H251ZM115 99H117L116 98V96H115ZM118 99H119V97H118ZM158 99V98H157ZM180 99V98H179ZM15 100V99H14ZM155 100H156V98H155ZM169 100V101H168ZM177 100H178V97H177V99H174V98H170V99H167V101L168 102H170V101H172V102H174L175 103V105H176V103H177ZM225 100V99H224ZM227 100V99H226ZM167 101H166V103H167ZM223 101V100H222ZM32 102V101H31ZM128 102V101H127ZM127 102H125V103H127ZM131 102H132V99H131ZM130 102V103H131ZM152 102V103H151ZM180 102H181V100H180ZM183 102V101H182ZM123 103V102H122ZM130 103H128L127 105L129 106L130 105ZM137 103H138V100H137ZM251 103H246V101H243V100H240V104H238L239 106H237V103L235 104L234 103V100H232L231 98H230V100H229V103H227L226 101H225V105L226 106H230L231 104V106H237V107H241L242 108V110H243V112L245 111V109H247V112H251V113H249V114H252V112H256V111H259V112H262V116H263V119H264V110H262L261 111V108H259V105L260 104H254V105H252ZM261 103V102H260ZM120 104V103H119ZM146 104V103H145ZM173 104V103H172ZM178 104V103H177ZM182 104V103H181ZM184 104V103H183ZM191 104V103H190ZM234 104V105H233ZM247 104V105H246ZM122 105V104H121ZM125 105V104H124ZM156 105L154 106V107H156ZM174 105V104H173ZM174 105V106H175ZM185 105V104H184ZM192 105V104H191ZM190 105V106H191ZM127 106V107H128ZM169 105L167 104V107H168ZM178 106V107H177ZM193 106V105H192ZM214 106V105H213ZM5 107H7V112H5L4 113V115H3V113L1 112L2 110L4 111L5 110ZM162 107V106H161ZM180 107H182V105H176L174 108H170L171 109V111L169 110L168 111V113H167V115H166V118H167V120L169 119V120H171V121H174L175 119H179V117L180 116H184V114H185V112L183 113V112H181L180 110H182L184 107H182V109L180 108ZM237 107H235L236 108V110L238 109V110H240L239 108H237ZM261 107V106H260ZM139 108H141V107H139ZM235 108H234V110H235ZM161 109V108H160ZM169 109V108H168ZM262 109H264V108H262ZM95 110L98 112V113H100L101 112V110H102V106H101V103H99V101L97 102V104H96V107H95ZM140 110V109H139ZM144 110H146V108L144 109ZM227 109L226 108H223V109H221L220 111L222 112V116H223V120H225V119H227V118H225L226 117V115L227 114H229V113H227V111H226ZM236 110L234 111V112H236ZM11 111V112H10ZM152 111H156V110H152ZM160 110H158V107H157V112H159ZM163 111V110H162ZM184 111V110H183ZM196 111V110H195ZM45 112V111H44ZM207 112V111H206ZM239 112V111H238ZM247 112H245V114H247ZM9 113V114H8ZM149 113H151V112H149ZM227 113V114H226ZM240 113V112H239ZM239 113H237V114H239ZM136 114H137V111H136ZM144 114H145V112L143 113V118L145 117V120H146V115L144 116ZM163 114V113H162ZM186 114H187V112H186ZM71 115V114H70ZM70 115H68V116H70ZM76 115H79V112L76 114ZM135 115V114H134ZM164 115V114H163ZM234 115V114H233ZM242 115V114H241ZM136 116V115H135ZM187 116V115H186ZM228 116V115H227ZM230 117H232L233 118V116H231V115H229ZM237 116H239V115H237ZM245 116V118L246 117H248V115L246 116V115H244ZM255 116V115H254ZM161 117V116H160ZM200 117V116H199ZM239 117H241V116H239ZM133 118H134V116H133ZM206 118V117H205ZM222 118V117H221ZM234 118H235V116H234ZM237 118V117H236ZM235 118V119H236ZM251 118V117H250ZM254 118V117H253ZM101 117H99V118H97V119H91V121H90V123H88V124H94V122H95V120L96 121H101ZM136 119V118H135ZM172 119H174V120H172ZM194 119V118H193ZM229 120H230V122H231V119L230 118H228ZM227 119V120H228ZM234 119V120H235ZM242 119H244V118H242L241 117V120ZM1 120H3V118L1 119ZM0 120V121H1ZM44 120L45 119H43V123H44ZM54 120V119H53ZM87 120V119H86ZM89 120V119H88ZM145 120H143L144 121V125L146 126V124H147V122H148V120H147V122L145 121ZM158 120V119H157ZM215 119H214V117L213 116H211V115H209V114H207V118L205 119V120H203V122H200V120H197V122H195L196 124V126L194 127V128H192L191 130H189L188 131V129H186V128H179V130L177 131V136L178 137H180V136H183L184 134H187L188 135V137H189V142H188V145L191 147V148H194V149H200L201 151H202V155L199 157V159H198V164H200V163H202L203 164V170H205L206 172H207V174H211V176L213 175V174H219V172L221 171V170H223V169H225L226 168V166H227V168L225 169V171H227L228 170V167H231L232 165H233V163H232V161H231V159L232 160H237V159H239L238 157H240V156H242V155H244L245 154V151H244V145L242 144V143H238V142H236L235 140H233V141H230V140H232V139H228L227 137H228V135H227V133H226V131L224 130V128L223 127H221L220 125H218L217 123H214V122H216V121H214ZM229 120H228V122H229ZM250 120V119H249ZM257 121V119H254V121ZM40 121H41V123H40ZM85 121V120H84ZM236 121V120H235ZM248 121V120H247ZM253 121V122H254ZM82 122H83V120H82ZM227 122V123H228ZM237 122H238V120H237ZM244 122V121H243ZM260 122H262V123H260ZM259 123H254V124H246V122H245V124H242V123H240V124H238V128H236V130L238 131V136L240 137V139H242V140H244V142H246V143H250L251 145H254L255 146V144H257V143H259L263 138H264V124H263V122L264 121H260ZM47 123V122H46ZM80 123V122H79ZM141 123V124H142ZM172 123V122H171ZM171 123H169V125H171ZM193 123H194V121H193ZM236 123V122H235ZM234 122H233V125L235 124ZM247 123H249V122H247ZM251 123V122H250ZM1 124V123H0ZM21 124H23V126H20ZM215 124H217V125H215ZM230 124V123H229ZM77 125V124H76ZM82 125V124H81ZM81 125H79V127L81 126ZM85 125V124H84ZM83 125V126H84ZM231 125V124H230ZM14 128H13V127ZM47 127L46 128V130H49V131H52L53 129L50 127V125H47V124H45V125H43V127ZM82 126V127H83ZM237 126V125H236ZM79 127H78V129H79ZM155 127V126H154ZM166 125H160V128L163 130V131H161V130H159V131H156L155 133H153L152 134V137H153V139H156L157 137H162V135L163 134H167V133H169V129H170V127L168 126V127H166ZM1 128V127H0ZM13 128V129H12ZM147 128H150L149 127V125L147 124ZM165 129V131H164V129ZM8 129H11L10 131H8ZM152 129V128H151ZM199 129V130H198ZM59 130V129H58ZM155 129H153L152 131H154ZM64 131V130H63ZM91 131H94V132H91ZM90 131V133H88V132H86L85 134V136H84V139H82V137H81V139H80V136H81V134H83V133H79L78 134V137H77V139H79V141L81 140L82 142H84L85 144H87V142H88V140H89V142L91 141V143L93 142V139H89L94 133H95V131L96 130H91ZM53 133H54V141H56V142H54V144H53V146H56V149H58L59 151H62L63 150V152L64 153H66L67 154V151L69 150V143L71 142H69V141H66V139L64 138V136H65V134L67 133V132H65V134H64V136L62 135V137L59 135V134H56V132H55V129H54V131H52ZM51 132V133H52ZM60 132V131H59ZM63 132V133H64ZM159 132H162V134L160 135V133ZM164 132V133H163ZM50 133V132H49ZM52 133V134H53ZM99 133H100V131H99ZM47 134V133H46ZM96 134V142H99L98 140H100L102 137H104L105 135H103V136H100L98 133H95ZM214 134H215V136H214ZM5 135V136H4ZM51 135V134H50ZM52 136V135H51ZM76 136V135H75ZM170 136V135H169ZM232 137V136H231ZM45 138V137H44ZM105 138V137H104ZM163 138V137H162ZM50 139V138H49ZM48 139V140H49ZM52 139H53V137H52ZM71 139V138H70ZM152 139V138H151ZM152 139V141H157V140H153ZM226 139H228V140H226ZM45 140H46V138H45ZM48 140H46V144L44 145V146H49V144L47 143V141ZM175 140H177L176 138L173 140V141H175ZM224 140H226L227 141V144H228V146H236L237 147V149H236V151H235V149H234V151L235 152H231L230 153V156L228 157V159H225V156H223L225 153H222L221 154V151H219V150H216V151H211L210 149L212 148V146H215V144H218V143H220L221 141H224ZM260 140V141H259ZM53 140H51L50 142H52ZM66 141V142H65ZM170 141H172V140H170ZM49 142V143H50ZM223 143V142H222ZM51 144V145H52ZM73 144V143H72ZM71 144V145H72ZM237 144H240V146L238 147L237 146ZM242 144V145H241ZM245 144V143H244ZM264 144V143H263ZM22 145H24V144H22ZM50 145V146H51ZM146 145H151V142H150V144H146L145 143V147H146ZM43 146V147H44ZM76 146H78L77 144H76ZM80 147V146H79ZM24 148V147H23ZM31 148V147H30ZM37 148H39L38 146L37 147H35V149H37ZM51 148V147H50ZM54 148V147H53ZM52 148V149H53ZM81 148H83L82 146H81ZM264 148V147H263ZM24 149H26L27 151L28 150H30V149H28V147L26 148V146H25V148ZM55 149V148H54ZM62 149V150H61ZM74 149V148H73ZM72 149V150H73ZM78 149V148H77ZM76 149V150H77ZM80 149V148H79ZM86 149V148H85ZM107 149H108V147H107ZM57 150V151H58ZM70 150H71V148H70ZM70 150H69V152H70ZM87 150V149H86ZM85 150V151H86ZM100 150V149H99ZM151 150H152V147L151 148H147V150H145V152H146V154L148 155V156H145V154H144V151L141 153V154H139V155H135V153L136 152H139L135 147H133L132 149H131V155L132 156H129L128 158L126 157V158H123V161L120 163V167H119V172L116 170H113L112 169V166H111V169H112V172L114 173L113 174V176L111 177L110 176V174H108L107 176H105V177H102V175L101 176H95L94 178H95V181H94V183L92 182V174L91 173H89L88 172V178L89 179H91V183L89 184V187H91L90 189L92 190L93 189V191H94V188H96V190L98 191H96L97 193H99L101 196H102V194H104L105 193V201H106V203H105V205H104V207H105V209L106 208H108V206L110 207V204H112V206L116 209V207H118V205H119V203L120 202H122V203H124L125 204V202H124V197H122V194L120 193V190H119V186L117 187V185L115 184L117 181H118V184H120V185H128V186H130V184H126V183H123L120 179H119V177H118V175L120 174V170H121V168L122 167H124V166H126L125 164H127V165H129V164H131V167H133L134 168V172H132L131 173V175H133V176H135L136 175V166H137V164H142L143 162H148V161H150L151 159H150V157H149V151H150V153H151ZM226 150H227V148H226ZM251 150V149H250ZM31 151V150H30ZM49 151H51V150H49ZM56 151V152H57ZM58 151V152H59ZM84 151V148H83V150H81V152H76L75 153V155L76 156H74L72 153H70L69 155H73L74 157V161H75V163H77V165L78 166H81L82 165V163H83V166H84V162H87V161H89V162H91L92 164H98V163H100L101 165H106L107 164V162H110V159H113L112 160V162H113V165L114 164H117L119 161H116L117 160V156L116 157H113V156H111V149H110V151L108 152V153H101V156H100V152L101 151H98V152H96V153H93V155L91 156V157H89L88 156V151L86 152V153H82ZM106 151V150H105ZM211 151V152H210ZM246 151H247V149H246ZM249 151V150H248ZM36 152V151H35ZM35 152H30V156L29 157H31V158H36V157H38L37 156V153H35ZM57 152V153H58ZM72 152V151H71ZM134 152V153H133ZM211 153V156L209 157V156H207V154L208 153ZM28 153V152H27ZM48 153V152H47ZM53 153V152H52ZM63 153V154H64ZM90 153V152H89ZM249 153V152H248ZM263 153V152H262ZM2 154H3V152H2ZM59 154H61V152L59 153ZM108 154H110L108 157H107V159L105 160L104 159V157H106ZM121 154V153H120ZM119 154V155H120ZM246 154H247V152H246ZM29 155V154H28ZM155 155L156 156H161V153L159 152V151H155ZM50 156V155H49ZM100 156V157H99ZM245 156V155H244ZM247 156H249V155H247ZM247 156L245 157V159L247 158ZM20 157V156H19ZM28 157V156H27ZM61 165L64 163L65 165H66V168L68 169V167H70V165H71V167L73 166L74 167V165H76V164H73L72 165V163H74L73 162V160H71V158L68 156V154H67V156H63V155H61ZM113 157V158H112ZM250 157V156H249ZM248 157V158H249ZM86 158V159H85ZM91 158H94L93 160H95V161H93V160H91ZM241 158H243V157H241ZM240 158V159H241ZM251 158V157H250ZM20 160H19V162H18V164H17V160H16V163L15 164H13V166L12 165H9L8 163H4V165H2V167L4 168H8V169H11V171H10V175L8 176V182H10V183H12V184H14V182H18V183H20L21 184V186L22 185H24V186H28V182L31 180V177L29 176H26V177H23V175H22V170H21V162H23V160H24V158L21 156L20 158H19ZM116 159V160H115ZM254 159V158H253ZM52 160V159H51ZM127 160V161H126ZM84 161V162H83ZM121 161V160H120ZM126 161V162H125ZM155 161H157L156 159H155ZM88 162V163H89ZM124 162H125V164H124ZM158 162V161H157ZM247 162V161H246ZM253 162H255L254 160H253ZM56 163V162H55ZM159 163V162H158ZM218 163H220V164H218ZM244 163V162H243ZM255 163H257V162H255ZM90 164V163H89ZM124 164V165H123ZM145 164H149V163H145ZM217 164H218V166H217ZM242 164V163H241ZM240 164V165H241ZM245 164V163H244ZM263 164H264V162H263ZM36 165V164H35ZM34 164H33V167H32V169L31 170H33L34 171V173L35 174H38V176H40V172H39V169H41L42 168V171H43V173L44 174H46L47 176L46 177H48L49 179H50V181H51V194L49 195V197H48V199L49 200H51V201H53V197H54V195L56 194V193H58L59 191V193H63V192H66V194L64 195V196H62L61 197V200H63L62 198H64V199H66V198H69V197H72V196H75V185H74V188L70 185L69 186V189H66L65 187V189L64 188H59L58 187V189H60V190H58L57 188H56V186L54 185V184H58V177L60 176V173H56V175H55V173H54V171H53V168H49L48 166H45L44 164H38L37 163V166H35ZM160 165V164H159ZM257 164H255V166H256ZM95 166V165H94ZM93 166V167H94ZM116 166V165H115ZM161 166V165H160ZM171 166V162L170 161H168L167 163H166V165H165V167H166V169H168L169 167ZM249 166V165H248ZM88 167H90V166H88ZM88 167H87V169H88ZM61 168V167H60ZM62 168H63V166H62ZM62 168H61V171L62 172H65V171H63L64 169H66L65 168V166H64V169L62 170ZM181 168V167H180ZM180 168H176V169H180ZM242 168V167H241ZM93 169V168H92ZM197 169H199L197 166H196V168L194 169V170H192L191 171V179L192 180H195L196 178H194V175H193V173H196V170ZM201 169V168H200ZM73 170V169H72ZM83 170V169H82ZM79 171L78 172V174L76 173V175H75V178H74V180H78L79 181V179H82V178H84V174H82V173H84V171H86V170H83V171ZM95 170V169H94ZM161 170L162 171H164V172H166L165 170H164V168L161 166ZM241 169H239L238 170V172H240V174H241V171H240ZM253 170H258V166H256V167H252V165H251V168H249V167H247L246 166V169L243 171L242 170V172H243V174L245 175V178H246V180H245V182L244 183H238L239 184V187L238 188H236V189H233V188H227L224 184L226 183V182H229V181H225V180H222V181H220L219 182V184H217V185H207L208 186V188H205V187H207V186H203L204 185V183L207 181V180H202L200 183V186L198 187V185H199V182H197L196 180L198 179H196L195 180V182L191 185V187H190V191L191 190H193V189H195L196 188V190H199L198 191V193H197V191H196V195L197 196H200V199H198V205L195 203V201L192 199V198H187L186 196H181V197H179L178 195H176V194H174L171 190H174L176 193H180V192H182V191H178L177 190V188H176V184H175V186H174V184H173V182H171L170 184H171V189H168L167 187H164V185H160L159 187H156V190H158V191H160L161 190V192H165L166 190V194H168V199L166 200L165 198V202L162 200V203H160L159 201V209H171L173 212H174V214L177 216V218H175V221H174V224H175V228H176V230H173V227H172V229H170L169 230V228L168 229H166V230H164L165 232H167V238H166V241L165 242H167L166 244H167V247H166V245H164L165 246V248H167L168 250H169V252L170 253H172V254H174V255H176L177 253H179L180 251H182L183 250V248H184V244H185V242L186 241H193L194 243H196L197 245H201V244H207L208 242H209V238L208 237H205L204 238V240H201V241H199L198 239L200 238V236H201V233L198 231V230H201L202 229V227H203V229L204 228H206L207 229V232H208V234H210V233H215L214 231H216V230H219L222 226L224 227V224H225V227L224 228H228V227H230V228H228V229H225V230H223V234L224 235H226V236H229V231H230V229H231V227L234 225V224H236L237 222L239 223L242 219H244V218H250V217H255L257 214H259V213H261L262 212V214H264V194L262 193V195H256V187H255V185L253 184V183H248L247 181H248V178L250 177V174L251 173H253ZM25 171V170H24ZM66 171H68V170H66ZM90 171V170H89ZM224 171V170H223ZM236 171V170H235ZM68 172H71V171H68ZM76 172V171H75ZM92 172V171H91ZM98 172H99V170H98ZM101 172H102V169H101ZM24 173V172H23ZM26 173V172H25ZM80 173V174H79ZM94 173H96V172H94ZM167 173V175H168V173L169 172H166ZM28 174H29V172H28ZM32 174V173H31ZM42 174V173H41ZM57 174H59V176L57 177ZM66 174V173H65ZM73 174V173H72ZM98 174V173H97ZM102 174H103V172H102ZM105 174H106V172H105ZM174 174V177L176 178L177 177V175H179L180 173H178L177 174V171L175 170V171H173L172 173H171V175H173ZM235 174H237V173H235ZM67 175H69V174H67ZM98 175H100V174H98ZM104 175V174H103ZM115 175V176H114ZM130 175V176H131ZM25 176V175H24ZM42 176V175H41ZM213 176H215V175H213ZM33 177V176H32ZM45 177V178H46ZM72 177V176H71ZM74 177V176H73ZM173 177V178H174ZM197 177V176H196ZM34 178H36L35 176L33 177V179H32V181H30L29 182V184H35V182H34ZM44 178V177H43ZM103 178H105V179H107V180H105V179H103ZM194 178V179H193ZM42 179V178H41ZM60 179V178H59ZM113 179V180H112ZM242 179V178H241ZM58 180V181H57ZM73 180V179H72ZM149 180H151V178H149ZM179 180H184L185 181V183L187 182V181H190L191 182V180H186V179H184L183 177H181ZM178 180V181H179ZM262 181H264V174H263V176H262ZM261 181V182H262ZM48 183V182H47ZM54 183V184H53ZM36 185V184H35ZM48 185V184H47ZM24 186H22V187H24ZM37 186V185H36ZM50 186V185H49ZM127 186V187H128ZM63 187V186H62ZM80 187V186H79ZM173 187V188H172ZM262 187H263V185H262ZM6 188H8V190H10V188H9V186H8V184L7 185H3L2 187H0V210H2V209H4L5 207L7 208L6 209V217H10L11 215H12V213L14 212V210H15V206L14 205H12L11 203L12 202H10L8 199H10V197H7V198H5V195L4 194H7V193H5L4 191H6V190H4V189H6ZM49 188V187H48ZM114 188H116L117 190L115 191V190H113ZM123 188V187H122ZM132 188V187H131ZM150 188H153V186H151ZM214 188H216V190H214ZM219 188V189H218ZM220 188H223V190H221ZM31 189H33V188H31ZM36 189V188H35ZM34 189V192L35 191H38V190H35ZM38 189V188H37ZM129 189V188H128ZM127 189V190H128ZM134 189H137V190H140V191H149L148 189H144V190H142V189H140V188H135L134 187ZM218 189V190H217ZM229 190V191H231V193L230 194H227V191L226 190ZM253 189H255V190H253ZM66 190V191H65ZM123 189H121V191H122ZM126 190V189H125ZM155 190V191H156ZM48 191V192H49ZM92 191V192H93ZM124 191V190H123ZM131 191V190H130ZM145 191V192H146ZM128 191H126V193H127ZM133 194H127L128 195V199H127V201L128 200H133L132 199V197L134 196V195H136L139 191H137V193L136 192H134V191H131ZM160 192V193H161ZM210 193V194H208V195H206L207 193ZM35 193H37V192H35ZM95 194V193H93V195L95 196V195H97V196H99V194ZM106 193H108V195H106ZM123 193V192H122ZM141 192H139L138 194H140ZM148 193H150L151 194V192L149 191ZM147 193V194H148ZM152 193H155V192H152ZM159 193V192H158ZM159 193V194H160ZM164 193V194H165ZM183 193V192H182ZM90 194V193H89ZM137 194V195H138ZM143 194V193H142ZM146 194V193H145ZM156 194V193H155ZM227 194V195H226ZM2 195H4V196H2ZM59 195V194H58ZM84 195V194H83ZM86 195H88V193L86 194V192H85V198H86ZM91 195V194H90ZM92 195V196H93ZM126 195V196H127ZM149 195V194H148ZM148 195H147V199H148ZM9 196V195H8ZM142 196V195H141ZM161 196H162V194H161ZM160 196V197H161ZM167 196V195H166ZM165 196V197H166ZM14 197V196H13ZM91 197V196H90ZM138 197H140V195L138 196ZM138 197H133V198H138ZM143 197V196H142ZM141 197V199L142 200H145V199H143ZM158 197L159 196H157V199H158ZM164 197V196H163ZM79 198V197H78ZM77 198V199H78ZM89 198V197H88ZM92 198V197H91ZM94 198V197H93ZM153 197H152V195H151V199H152ZM155 198H156V196H155ZM46 199H47V197H46ZM138 199H140V198H138ZM156 199V200H157ZM160 199H162V198H160ZM59 200H60V198H59ZM79 200V199H78ZM153 200H154V198H153ZM152 200V201H153ZM81 202H80V204L81 205H83V204H87L88 202L90 203V201H87V200H80ZM93 201H94V199H93ZM136 201V199L134 200V202ZM155 201V200H154ZM59 202V201H58ZM64 203H65V201H63ZM130 202V201H129ZM128 202V203H129ZM133 202V201H132ZM131 202V203H132ZM137 202V201H136ZM157 202V201H156ZM155 202V203H156ZM157 202V203H158ZM14 203V202H13ZM47 203V202H46ZM53 203V202H52ZM148 203V202H147ZM152 203H154V202H152ZM62 203H60V205H61ZM75 204H76V202H75ZM5 206L4 208L2 207V206ZM52 205V204H51ZM89 205V204H88ZM88 205H84V206H88ZM139 206H140V208H139V211H137V214L135 215V218L133 219V220H131V221H133V223H136L138 220H140V217L141 216H144V218L143 219H141V220H144L146 217H147V219H146V223H150V222H152V220H153V218L155 219V217L154 216H151L152 214H155V211L156 210H154V211H150V210H152V209H150L149 211L150 212H148V209H149V206L146 204V203H139L138 204ZM158 205V204H157ZM43 206V205H42ZM48 206V205H47ZM50 206V205H49ZM53 206H54V203H53ZM62 206H64V205H62ZM101 206H103L102 204H101ZM112 206H111V208H112ZM145 206L146 207H148V209L146 210V208H145ZM152 206H153V204H152ZM174 206H175V208H174ZM120 207L121 206H119V209H120ZM47 208V207H46ZM45 208V209H46ZM78 208V207H77ZM85 208V207H84ZM96 208V207H95ZM135 208V207H134ZM136 208H137V206H136ZM150 208H151V206H150ZM157 208V207H156ZM104 209V210H105ZM121 209H122V207H121ZM44 210V209H43ZM56 210V209H55ZM54 210V211H55ZM92 208L90 209V207H89V210L88 211H86L85 213H78L77 211L76 212H74L72 215H71V217H70V214H69V218H68V220H67V218H66V225L65 226H69L70 228H72V229H74V230H77V229H79V228H82V226H83V224H84V221H85V219H88L89 218V212H91V214L93 213L92 211ZM103 210V211H104ZM113 210V208L110 210V211H112ZM118 210V209H117ZM127 210V209H126ZM57 211V210H56ZM99 211V210H98ZM106 211H107V209H106ZM109 211V210H108ZM107 211V212H108ZM115 211V210H114ZM120 211V210H119ZM119 211H118V213H119ZM124 212H125V210H123ZM134 211H136V210H134ZM250 211H252L253 212V215H250L249 213H250ZM122 212V211H121ZM124 212H122V213H124ZM37 213V214H36ZM35 213V215H38V213H40V212H36ZM122 213H121V215H122ZM136 213V212H135ZM257 213V214H256ZM74 214H75V217H74ZM94 214V213H93ZM92 214V215H93ZM120 214V213H119ZM126 214V213H125ZM125 214H123V215H125ZM131 214V213H130ZM133 214V213H132ZM95 215V214H94ZM121 216V217H124V216ZM129 215V214H128ZM120 216V215H119ZM126 216V215H125ZM14 217L16 218V215H14L13 217H10L8 220L7 219H4V218H0V233L3 235V237H4V239H2V241H1V244H0V250L3 252V251H5L6 249H11V246H8L7 244H8V242H9V235H8V233L9 232H11V231H15V230H17L18 228V225H16L15 223H14ZM94 217H96V218H99L100 220L101 219H103V218H101V215H99V213H97L96 212V215L94 216ZM132 217V215H129L128 216V219H130ZM175 217V216H174ZM126 218V217H125ZM90 219V218H89ZM98 219V220H99ZM118 218H116V220H117ZM119 219H120V217H119ZM122 219H124V218H122ZM127 218H126V220H128ZM172 219L174 220V218L172 217ZM99 220V221H100ZM89 221V220H88ZM121 221V220H120ZM119 220H118V222L117 223H122V222H120ZM167 221V220H166ZM169 221V220H168ZM171 221V220H170ZM181 221H183V223H184V221L185 222H188L189 223V227H190V225L192 226V222H194L195 224H196V227H194L193 229H191V227L190 228H188V227H186L185 226V223L183 224V227L181 226ZM243 221V220H242ZM242 221H241V223H242ZM19 222H21V221H19ZM31 222L32 223H34L33 222V220L31 219ZM40 222L41 223H43L41 220L39 221V224H40ZM90 222V221H89ZM124 222H126V221H123V223ZM180 222V223H179ZM18 223V222H17ZM22 223V222H21ZM32 223H29V224H32ZM110 223V222H109ZM122 223V224H123ZM217 223V225L216 226H214V224H216ZM118 224V225H119ZM121 224V225H122ZM126 224H127V226H129L130 224L128 223V222H126ZM152 224V223H151ZM168 224H169V222H168ZM195 224H194V226H195ZM125 225V224H124ZM123 225V226H124ZM173 225V224H172ZM23 227L25 226L24 224L22 225ZM110 226V225H109ZM120 226V225H119ZM122 226V227H123ZM154 226V225H153ZM152 226V227H153ZM247 226V223H246V221L244 222V225L241 227V229L240 230H238L237 231V237L241 240V238H240V235H243L244 234V232H245V227ZM22 227V228H23ZM61 227H64V225H61ZM91 227H93V226H91ZM125 227V226H124ZM133 227V224H132V226H130V227H127L128 229L127 230H130L131 228ZM200 227V228H199ZM57 228V227H56ZM59 228V227H58ZM51 229L52 230V232L49 234L50 235V238L52 237V238H54L55 240H56V238L55 237H59V235H60V237L61 238H63L64 236H66V234H68V233H66L67 231V228H66V232L63 230L64 228H59V229ZM109 228H111V226L109 227ZM161 228V227H160ZM167 228V227H166ZM186 228V229H185ZM90 229V228H89ZM93 229V228H92ZM123 229V228H122ZM125 229V228H124ZM187 229H190L191 231H188V233L185 231V230H187ZM21 230V229H20ZM101 230V229H100ZM103 231V230H102ZM108 231V230H107ZM8 232V233H7ZM110 232H111V229H110ZM160 232H161V230H160ZM24 233V232H23ZM23 233H22V235H23ZM71 233V232H70ZM159 233V232H158ZM205 233V232H204ZM145 234H147V233H145ZM217 234V233H216ZM32 235V236H31ZM30 236L31 237H28L27 235L25 236V238L24 239H20L21 241H22V243H24V242H26V243H29V245L30 246H32V245H34L33 243H35V241H38V239H35L34 238V235L33 234H31ZM214 235V234H213ZM12 236H14V234L12 235ZM144 236V235H143ZM205 236V235H204ZM33 237V238H32ZM37 238H41L40 236H38ZM67 238V237H66ZM165 238V237H164ZM212 238H213V236H212ZM217 238V237H216ZM68 239V238H67ZM86 239L85 240H83V237L82 236H79V237H74V238H72V240H70L68 243H69V247H67L66 249H58L57 248V250L56 249H53L52 247L53 246H50V245H48V243L47 242H44L47 246H46V248L44 249V255H46V256H48V259L50 260V262H51V264H90V262L93 260V259H95V258H93L92 260H90V257L91 256H93V255H90L89 253H92V252H89V251H87L88 249L86 248V249H84L83 248V246L85 245V243H86ZM62 242V241H61ZM66 242V241H65ZM155 242V241H154ZM215 242H217V244H219V245H217V247H215L214 248V251H213V254H214V256L212 257V258H215V257H219V256H221V258L222 257H224V261L223 262H225V260L227 259V260H229V264H264V250H253V249H250V248H246V246H245V244L242 242V244H238V243H236L235 241H233V240H230V239H226L225 240V242H220V240H216ZM40 245V244H39ZM41 246V245H40ZM66 246V245H65ZM60 247H61V245H60ZM14 250V249H13ZM41 250V249H40ZM203 251V250H202ZM96 253V252H95ZM16 254V256L17 257H10L9 258V260H8V262H7V264H27V263H31V261L30 260H32V259H34V260H38V258H40V257H37L36 255H33L32 257H29L28 259H27V262H21L20 260H19V258L21 257V254H18V253H15ZM99 254H97L96 256H98ZM171 255V254H170ZM113 256V255H112ZM107 257V256H106ZM97 259H98V257H97ZM107 259V258H106ZM147 259V258H146ZM101 260V259H100ZM99 260V261H100ZM230 260H231V262H230ZM90 261V262H89ZM160 261V260H159ZM162 261V260H161ZM38 263H36V264H42V262H40V259H39V261H37ZM93 262H94V260H93ZM163 262V261H162ZM92 263V262H91ZM97 263V262H96ZM101 263H103V262H101ZM107 263V262H106ZM109 263V262H108ZM107 263V264H108ZM148 263V262H147ZM152 263V262H151ZM173 263V262H172ZM94 264V263H93ZM98 264V263H97Z\"/></svg>",
	"mask_w": 264,
	"mask_h": 264
},
{
	"label": "snow or ice",
	"instance_id": "obj_3",
	"mask_svg": "<svg viewBox=\"0 0 264 264\" xmlns=\"http://www.w3.org/2000/svg\"><path fill=\"white\" fill-rule=\"evenodd\" d=\"M258 23V22H257ZM245 111H247V109H245Z\"/></svg>",
	"mask_w": 264,
	"mask_h": 264
}]
</instances>
